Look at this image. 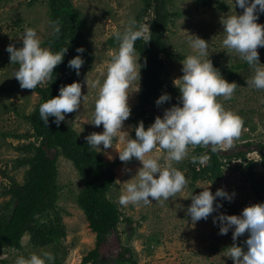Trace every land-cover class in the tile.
Segmentation results:
<instances>
[{"label": "rangeland", "instance_id": "obj_1", "mask_svg": "<svg viewBox=\"0 0 264 264\" xmlns=\"http://www.w3.org/2000/svg\"><path fill=\"white\" fill-rule=\"evenodd\" d=\"M214 1V6L210 7L201 0H166L169 23L163 40L171 56L161 54L164 69L161 74L163 87L160 96L168 93L171 100L151 110L156 117H163L165 109L179 103L181 93L173 82L183 75L181 60L189 54H195L189 45L190 35L205 39L209 44L207 58L212 60L214 67L220 70L227 81L238 85L230 99L221 96L217 100L226 110L241 116L244 122L240 136L233 140L231 146L222 145L220 149L235 153L246 151V143H254L247 157L256 164L250 167L240 160H234L225 167V174L220 180L194 181L193 168L200 165L198 161V164L192 161V156L199 157L197 146H190L188 156L179 162L168 161L166 151L157 147L149 155L158 156L162 165L171 164L184 172L188 185L168 200L121 205L119 196L125 187L122 183L133 179L142 164L136 158L128 162L119 159V152L125 146V138L118 134L113 139L112 147L104 149L101 145V151H97L110 167L113 166L115 182L109 198L118 205L123 220L119 226V235L113 234L107 239L96 264H112L125 246L133 249L138 264H234L227 248L235 243L247 251L245 241L249 238V233L246 232L234 241L233 227L226 235H220L219 222L214 224L213 217L220 214L240 215L246 207L264 203V168L260 165L261 155L256 148V144H264V89L247 86V80L254 75V67L222 44L225 34L221 18L235 13L241 15L244 10L235 7L232 0ZM71 2L80 14V38L85 51L78 55L82 56L85 63L81 67L78 81L82 83V95L88 94V99L81 103L79 109L66 114L63 122L74 129L78 140L87 142L86 136L93 132L102 133L104 128L103 125L97 127L93 124L99 86L92 88L89 84L88 87L86 79L90 82L99 80L102 85L112 57L119 49L116 33H122L132 19L150 27L155 12L154 9H146L149 6L148 0ZM257 22L264 25V13H259ZM56 25L49 0H0V215L11 202L8 189L16 183L24 185L30 178L28 161L34 156V147L38 143L30 136L33 131L29 117L41 101L37 88L20 87L19 81L14 77L19 65L11 63L10 53L6 49L10 44L22 47V35L26 28L32 27L37 29L42 47L51 50L48 42L56 33ZM148 33L143 39H147ZM136 51L141 55L137 49ZM258 51L260 62L264 64V47L258 48ZM46 83L47 80L37 87H45ZM138 85L140 91L133 92L129 97L132 112L122 129L132 139L136 138V119L141 112L143 70L140 82L133 83L130 93ZM57 167L54 204L37 217L36 223L42 232L59 234L51 236L52 241L44 246L35 245L31 241V235L26 234L21 249L0 250V264H15L19 256L28 258L33 253L43 252L53 254L55 259L51 264H92L84 262L97 246V234L90 226L83 205V197L87 193L85 179L74 163L64 156L59 157ZM206 186H210L213 194L217 189L223 188L235 195L232 201L218 197L214 207L217 203L223 207L210 214L206 220L201 219L193 225L187 208L192 203V195L199 194L203 190L201 188ZM127 219L133 221L136 229L134 234L125 222Z\"/></svg>", "mask_w": 264, "mask_h": 264}, {"label": "clouds", "instance_id": "obj_2", "mask_svg": "<svg viewBox=\"0 0 264 264\" xmlns=\"http://www.w3.org/2000/svg\"><path fill=\"white\" fill-rule=\"evenodd\" d=\"M235 7L243 9V14H229L221 18L223 25L224 47L234 50L239 57L255 69L254 75L247 80V86L264 89V64L260 62L258 48L264 47V25L258 23L259 13H264V0H232ZM55 31L59 32L58 24ZM150 31L146 24L135 19L128 22L123 32L116 33L119 41L118 52L113 55L107 69V76L102 85L99 80L89 81L87 86H99L98 97L95 100L93 113L94 125H103L102 133L93 132L85 137L88 145L98 151L112 147L113 139L119 134L125 138V146L119 152V159L128 162L136 158L142 164L135 177L125 183L119 196V203L127 205L143 202L150 204L153 200H168L181 192L189 183L184 172L171 166L162 165L160 158L149 155L157 147L166 151L168 161L179 162L188 156L190 146H211L215 152L222 145L231 146L238 138L243 127V118L231 110H226L217 97L230 99L237 89L236 82L227 81L220 70L214 67L208 57V41L190 35L189 45L195 54L187 55L181 63L183 75L174 80V85L180 90L179 103L165 109L163 117L157 116L154 123L145 129L143 121L135 128V139L126 131H122L124 122L131 116L132 108L129 97L133 92H139L137 86L130 93L134 82L141 80V70L146 67L140 63L141 55L137 54L135 42L144 38ZM23 46L17 48L10 44L6 51L10 53V61L19 67L14 77L22 89H36L44 81L51 80L54 69L64 61L68 48L53 52L42 47L41 37L37 29L26 28L22 35ZM83 53V47L77 48ZM85 63L81 55L68 61V67L80 75V69ZM88 99L82 95V83L77 81L59 89V95L43 102L39 107L41 120L47 125L49 118L54 117L59 125L65 121L66 114L80 108L81 103ZM171 100L168 93L162 94L156 101L157 106ZM182 105V106H181ZM111 159V157H109ZM209 159L207 154L192 156V161L204 164ZM130 171V170H129ZM158 174V175H157ZM199 194L192 195L191 205L187 214L193 225L201 219H207L210 214L223 207L214 202L217 198L232 201L235 193L229 194L225 189H217L215 194L210 186ZM151 198V199H150ZM219 222L220 235H226L234 227L233 240L249 233L245 241L247 251L235 243L227 248L234 264H264V203L246 207L240 215L220 214L213 217V223ZM54 256L50 252L33 253L30 257L19 256L15 264H51Z\"/></svg>", "mask_w": 264, "mask_h": 264}, {"label": "trees", "instance_id": "obj_3", "mask_svg": "<svg viewBox=\"0 0 264 264\" xmlns=\"http://www.w3.org/2000/svg\"><path fill=\"white\" fill-rule=\"evenodd\" d=\"M53 20L58 24L60 31L49 40L51 50L59 51L68 48L64 61L54 69L51 80H47L45 87H36L41 95V101L35 112L29 117L33 133L31 137L38 143L34 147V156L28 161L30 164V178L24 185L14 184L8 189L11 202L6 211L0 215V250L4 248H22V240L26 234L31 235L35 245L44 246L52 241L51 236L59 232H42L37 226V217L50 209L55 201V188L58 174L57 162L64 156L71 160L86 183V195L83 197L84 210L91 228L97 234V246L85 263L96 264L101 256V248L107 239L119 235V226L123 220L118 205L109 198L114 186L115 174L113 166H109L102 155L91 148L87 142L78 140L77 133L64 122L57 125L54 117H50L47 125L41 120L39 107L52 97L59 95L62 86L77 82L79 75L68 67V61L79 53L81 45V20L78 10L71 0H49ZM200 1V0H199ZM206 6H214V0H201ZM148 8L154 9L155 18L150 25L147 39L140 38L135 42V48L141 54V64L147 61L143 70V87L141 92V112L137 115L136 127L140 121L144 122L145 129L155 121L153 107L159 98L163 81L161 78L164 63L161 54L171 56L168 52L163 36L168 28L169 16L166 12V0H148ZM81 73V69L79 70ZM135 135V133H134ZM254 143H246V151L226 152L220 147L213 152L211 146L197 145V151L207 154L209 159L198 168H193L194 181H217L223 178L225 167L232 161L240 160L245 165L253 167L256 163L248 159V152ZM261 155L264 168V144H256ZM198 164V162H196ZM135 233L133 221H125ZM63 234V232H62ZM112 264H138L133 249L123 247Z\"/></svg>", "mask_w": 264, "mask_h": 264}]
</instances>
